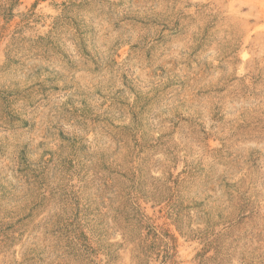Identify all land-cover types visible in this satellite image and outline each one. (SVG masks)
Instances as JSON below:
<instances>
[{"label": "rangeland", "instance_id": "rangeland-1", "mask_svg": "<svg viewBox=\"0 0 264 264\" xmlns=\"http://www.w3.org/2000/svg\"><path fill=\"white\" fill-rule=\"evenodd\" d=\"M0 264H264V0H0Z\"/></svg>", "mask_w": 264, "mask_h": 264}]
</instances>
